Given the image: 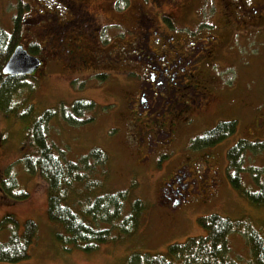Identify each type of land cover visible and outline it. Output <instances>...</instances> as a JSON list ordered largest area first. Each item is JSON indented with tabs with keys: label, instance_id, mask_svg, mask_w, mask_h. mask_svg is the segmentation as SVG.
I'll use <instances>...</instances> for the list:
<instances>
[{
	"label": "rangeland",
	"instance_id": "1",
	"mask_svg": "<svg viewBox=\"0 0 264 264\" xmlns=\"http://www.w3.org/2000/svg\"><path fill=\"white\" fill-rule=\"evenodd\" d=\"M18 1L0 0V26L6 31L15 32L20 36L18 43L26 46L23 39L26 40V37H22L24 28L21 21L24 16L27 17L29 8L25 4L23 15ZM89 1L91 11H97L109 19L112 17L111 20L117 17L118 22L114 26L106 27L105 38L112 39L116 35L128 38L127 33L134 27L129 4L132 0H124L117 8L116 15H112L108 9L111 4L109 0ZM182 1L193 3V9L196 11V19L190 26H197V21H201L198 36L195 35L194 39H201L215 32L211 24H216L221 17L217 0ZM213 1L217 5L216 10L213 8ZM165 9L168 13L178 14L170 5L165 6ZM182 37L183 34L180 35V40L184 43ZM185 42H188V39ZM114 43L119 44L116 47H121L124 41L121 39ZM213 76L215 88L221 89V96L232 91L235 103L232 106L220 107L215 102L211 107L214 115L207 120L201 132L214 128L221 121H236V129L233 134L225 137L216 149L221 160V174L216 187L201 193L200 198L191 200L173 214L160 208L157 196L161 177L172 172L176 162L171 164L170 160H166L162 169L159 168L158 172L152 171L154 176L142 169L143 166L133 154L131 142L127 141L125 122L112 109L106 108V103L112 99L108 90L109 82L101 85L102 79L91 77L87 71L72 81L67 72H45L43 78L37 79L34 88L23 89L28 90L25 93L19 92L13 98V106L20 108L18 112H23L24 109L30 112L29 105H32L33 110L29 120L18 117L16 111H0V177L4 179L7 174L6 167L12 164L11 171L18 179L19 189L29 195L24 200L15 199L0 185V222L4 223L1 240L7 241L15 228L21 235L27 220L36 222L38 232L29 248V257L17 262L0 261V264H147V256L166 252L170 244L182 243L189 237L207 234L206 229L199 223V218L214 213L239 224L240 230L233 231L228 236L231 255H237L234 257L236 260L248 259L250 251L245 232L256 229L264 233V204L255 205L231 183L227 175V152L240 139L252 142L264 140V127L256 126L255 123V117L264 115V33H256L249 38L236 36L229 44L228 52L218 59ZM29 82L31 81L25 83V86L31 87ZM76 100L96 103L93 109L83 114L84 118L92 117V121L68 123L63 108L69 110ZM58 108L61 115L50 119L48 124L49 140L57 150H63L66 157L74 161L88 155L94 148H101L108 154L107 170L105 169V175L101 178L102 187L97 188L94 195L127 192L124 215L130 211V206L135 200L143 202V209L129 232L114 228L112 240L101 243L98 248L88 252L57 237L62 229L48 217L47 182L39 173L25 172L19 162L32 120L49 109ZM245 167L241 173L242 186L248 190H256V173L250 171V168H261L260 177L264 178V152L256 155L248 152ZM103 170L95 166L94 174L99 178L98 174ZM73 197L76 198L75 195ZM91 223L93 226L97 225L92 220ZM100 224L102 228H111L109 223Z\"/></svg>",
	"mask_w": 264,
	"mask_h": 264
},
{
	"label": "flooded vegetation",
	"instance_id": "2",
	"mask_svg": "<svg viewBox=\"0 0 264 264\" xmlns=\"http://www.w3.org/2000/svg\"><path fill=\"white\" fill-rule=\"evenodd\" d=\"M217 1L221 17L211 24L215 32L201 39H194L201 21L190 26L196 19L193 3L182 0L128 2L134 27L127 39L104 37L117 17L91 11L89 0L18 1L23 15L25 4L29 8L21 21L22 37L26 46L37 44L42 61L31 76L64 71L72 81L87 71L102 78L101 85L109 82L112 99L106 108L125 122L127 141L142 169L154 176L152 171L162 169L166 160L176 162L161 177L157 196V204L169 214L218 184L221 160L216 149L221 141L196 140L214 115L213 104L232 106L235 97L232 91L221 96L213 69L236 36L264 33V0ZM123 2L109 0L112 15ZM167 5L178 14L168 13ZM181 34L188 42L180 40ZM117 39H123V46L116 47ZM255 123L263 128L264 115L255 117Z\"/></svg>",
	"mask_w": 264,
	"mask_h": 264
},
{
	"label": "trees",
	"instance_id": "3",
	"mask_svg": "<svg viewBox=\"0 0 264 264\" xmlns=\"http://www.w3.org/2000/svg\"><path fill=\"white\" fill-rule=\"evenodd\" d=\"M15 35V32L6 31L0 26V111L6 113L16 111L18 117L29 120L32 105L28 106L30 112L28 109L18 112L20 108L13 106V98L21 91L27 92L28 90H23L25 88H34L37 80L33 76H6L2 73L3 65L19 44L20 36ZM28 49L36 54L37 44L28 45ZM28 81H31L29 82L31 87L25 86ZM95 106L93 101L76 100L69 110L63 108V112L67 115L68 123H85L92 119L82 120L83 113ZM56 113L54 110H47L32 120L19 162L25 172L39 173L47 182L48 217L62 229L57 237L75 248L88 252L98 248L99 244L112 240L114 228L129 232L137 215L143 209V202L135 200L130 206V211L124 215L127 192L94 195L97 188L102 187L101 178L105 175L108 154L101 148H94L77 161L68 159L65 152L57 150L48 137V124ZM235 129L236 121H221L214 128L207 130L196 142L204 138H212V142L222 141L233 134ZM1 139L0 134V141ZM248 152L255 155L264 152V140L252 142L240 139L230 147L227 152V175L231 183L247 199L255 205H261L264 204V178L260 177L262 169L250 168V171L256 173L254 175L256 190L245 189L241 182V173L246 169ZM95 166L104 169L98 174L99 178L94 174ZM12 167V164L6 167L7 174L4 179L0 177V185L13 198L24 200L29 194L19 189L18 179L11 171ZM90 218L97 224L96 226L92 225ZM100 223H109L111 228H102ZM199 223L206 229L207 234L189 237L182 243L170 244L166 252L147 256V264H264V233L261 231L249 229L245 232L250 254L246 260L241 258L236 260L234 257L237 255H231L228 236L233 231L240 230L239 224L215 213L200 217ZM3 229L4 223L0 222V261L17 262L29 257V248L38 232L36 222L27 220L21 235L16 228L13 229L7 241L1 240Z\"/></svg>",
	"mask_w": 264,
	"mask_h": 264
},
{
	"label": "water",
	"instance_id": "4",
	"mask_svg": "<svg viewBox=\"0 0 264 264\" xmlns=\"http://www.w3.org/2000/svg\"><path fill=\"white\" fill-rule=\"evenodd\" d=\"M41 65V60L30 54L22 45H17L2 68L5 75L33 74Z\"/></svg>",
	"mask_w": 264,
	"mask_h": 264
}]
</instances>
